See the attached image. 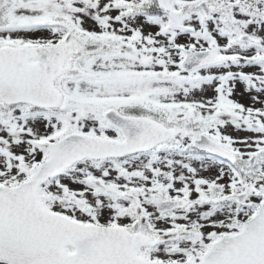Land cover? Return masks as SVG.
Returning a JSON list of instances; mask_svg holds the SVG:
<instances>
[{"label":"snow or ice","instance_id":"1","mask_svg":"<svg viewBox=\"0 0 264 264\" xmlns=\"http://www.w3.org/2000/svg\"><path fill=\"white\" fill-rule=\"evenodd\" d=\"M0 264H264V0H0Z\"/></svg>","mask_w":264,"mask_h":264}]
</instances>
